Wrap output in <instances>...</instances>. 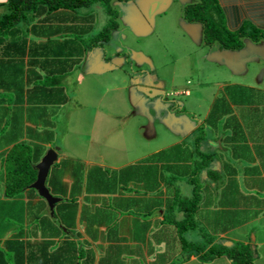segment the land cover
Here are the masks:
<instances>
[{"label":"trees","instance_id":"trees-1","mask_svg":"<svg viewBox=\"0 0 264 264\" xmlns=\"http://www.w3.org/2000/svg\"><path fill=\"white\" fill-rule=\"evenodd\" d=\"M111 1L0 2V264H181L193 255L200 264H254L251 241L228 246L221 235L264 213V89L225 85L193 145L176 143L123 167L62 157L59 149L46 178L61 198L53 214L30 188L35 165L58 142L59 111L69 101L62 79L121 26ZM237 1L195 0L178 17L201 23L207 45L241 50L246 38L264 39V28L248 21L231 28ZM261 6L255 13L264 18ZM79 213L94 225L88 235L100 234L94 239L126 243L109 244L96 259L87 240L69 235Z\"/></svg>","mask_w":264,"mask_h":264},{"label":"rangeland","instance_id":"rangeland-1","mask_svg":"<svg viewBox=\"0 0 264 264\" xmlns=\"http://www.w3.org/2000/svg\"><path fill=\"white\" fill-rule=\"evenodd\" d=\"M193 1H111L121 12V26L62 79L69 101L57 120L60 156L123 167L176 143L193 145L221 88L264 89V39L246 38L245 48L236 51L207 45L201 23L178 17ZM5 9L0 5V13ZM254 233L264 236V216L230 230L224 240L247 243ZM257 249L254 264H264V247ZM220 260L214 258L215 264Z\"/></svg>","mask_w":264,"mask_h":264},{"label":"crops","instance_id":"crops-1","mask_svg":"<svg viewBox=\"0 0 264 264\" xmlns=\"http://www.w3.org/2000/svg\"><path fill=\"white\" fill-rule=\"evenodd\" d=\"M259 5H262L260 10L264 13V0H238L234 6L239 8L240 13L235 18H230L231 20H229V24H230L231 28L235 29L237 26H239L240 24L245 23L247 21L252 23V24H255L256 26H258L260 28L261 27L264 28V18L255 13L256 12L255 10H256V8L259 7ZM185 92L187 94L189 93L188 90ZM78 202H79V208L81 210L83 203L85 202V195L80 196L78 199ZM262 216H264V214H262V215L260 214V216L251 220L250 222L244 224L241 227H244L245 225L253 223L255 220L261 219ZM97 217L98 216H95V220H98ZM76 226H77L76 230L72 233L69 232V235L71 237H75L76 235L77 236L80 235L79 238L81 240H87L92 245V248L96 253V259L99 258L103 253H105V251H106L105 248H107L109 244H116L117 245V243H119V242L120 243H126V242H122V241L116 242L114 239L111 240V239L107 238L106 235H105V239H104V237H102V238L97 237V239H94L92 236H95L97 234L88 235V231H87L88 229H90L94 225H91L90 223L86 224L85 222H82L80 213L76 219ZM95 226H98L101 231L105 232V234H108L110 232V229L103 223L95 222ZM238 228H240V227H238ZM249 234L250 233H248V235ZM97 236H100V234L98 233ZM260 236H262V235H260ZM221 237H222V240L228 239V238H226V237H228L227 232L222 234ZM243 237H246V233ZM250 241L253 243L252 245L255 247L256 259H257V258H259V254L257 253L258 252L257 247H261V248L264 247V236L259 238L258 235L256 233H254L253 237ZM115 249H111L110 251L112 252ZM144 255L146 257V261L149 262V260H151V258L148 255L147 249L144 250ZM124 256H125V258L127 257V254L125 253V251H124V255L122 257H124ZM132 257H133V254L129 258H132ZM129 258H127V259H129ZM197 258H198V255H193V256H191L190 260L184 261L181 264H190V263L200 264V263H198Z\"/></svg>","mask_w":264,"mask_h":264},{"label":"water","instance_id":"water-1","mask_svg":"<svg viewBox=\"0 0 264 264\" xmlns=\"http://www.w3.org/2000/svg\"><path fill=\"white\" fill-rule=\"evenodd\" d=\"M155 7V5H153ZM59 149V147H56ZM56 149H49L46 154L41 158L40 162L36 165L38 170L36 180L30 185V188H34L37 190L38 194L43 197L53 214L54 206L57 202L61 200V198L52 195L46 186V178L49 173L50 167L57 159V152ZM229 242L227 245H230Z\"/></svg>","mask_w":264,"mask_h":264},{"label":"clouds","instance_id":"clouds-1","mask_svg":"<svg viewBox=\"0 0 264 264\" xmlns=\"http://www.w3.org/2000/svg\"><path fill=\"white\" fill-rule=\"evenodd\" d=\"M153 3H154L153 5H155L154 9H157L156 7L158 6V5H157L158 2L155 1V2H153ZM204 42H205V41H204ZM257 42H259V41H257ZM213 46H214V45H213ZM215 46H219V47H220L219 44H215ZM244 48H245V46H244ZM244 48H243V49H244ZM222 50H223V49H222ZM241 50H242V49H241ZM235 51H236V50H235ZM244 85H245V84H244ZM49 149H56V148H49ZM49 149H48V150H49ZM48 150H47V151H48ZM58 150H59V149H56V152H57ZM47 151H46V152H47ZM45 154H46V153H45ZM45 154H44V155H45ZM44 155H43V156H44ZM43 156H42V157H43ZM58 156H59V154L57 153V159H58ZM57 159H56V160H57ZM39 162H40V161H39ZM39 162H38V163H39ZM38 163H37V164H38ZM37 164H36V165H37ZM36 165H35V167H36ZM262 214H264V213H262ZM262 214H261V215H262ZM224 241H225V240H224ZM224 241H223V243H224L225 245H227V244L230 242V241H225V242H224ZM230 245H232V242H231ZM252 247H253V249H255L253 245H252Z\"/></svg>","mask_w":264,"mask_h":264}]
</instances>
